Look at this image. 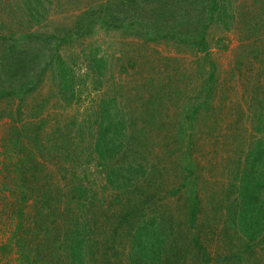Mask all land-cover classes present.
Wrapping results in <instances>:
<instances>
[{
	"label": "rangeland",
	"instance_id": "374dc122",
	"mask_svg": "<svg viewBox=\"0 0 264 264\" xmlns=\"http://www.w3.org/2000/svg\"><path fill=\"white\" fill-rule=\"evenodd\" d=\"M50 1L46 5V19L32 30L40 32L42 43L60 51L61 57L74 68L76 76L85 86L81 85L79 89L81 100H73L68 105L58 90L53 67L46 74L39 93L27 98L20 108L19 104L0 103V155L5 152V147L1 145H4L3 138L7 134L13 138L9 147L14 149L15 139L20 137V140L26 141L28 133L35 136L40 127L46 126L43 145L41 141L39 146L32 148L37 162L31 163L34 170H41L37 173L38 191L36 189L31 193L26 203L17 202L11 192L6 194L5 202L0 198V246L8 243L15 231L18 209L23 207L25 215L35 219L40 211L39 196L47 193L56 205L52 212L55 221L48 212L43 220L49 232L56 233L59 241L65 240L66 232H72L75 224L79 227L89 225L93 236L87 243V253L94 251L93 264H129L126 256L129 244L123 241L122 229H119V238L111 242L114 249L100 252L96 243H103L113 232V223H118L120 213L132 205L140 209L137 220L145 212L148 216L157 215L161 220L173 218L174 224L176 219L184 221L190 195L181 187L184 177L181 168L192 161L198 168V180L193 189L201 207L200 220L197 229L188 231L184 227L177 234L167 226L163 232L170 235L167 250L171 254L174 247L179 252L188 249L192 250L188 255H194L205 245L212 264L218 258L238 252L243 239L242 235L238 238V232L227 217V206H238L239 171L243 169L246 155L260 140L264 142V127H260L261 131L256 130L261 123L264 124V0H232L236 19L231 29H213L209 34L211 62L205 61V55L200 51L183 44L169 40L148 43L125 35L122 30L108 31L99 24L82 39L75 29L80 19L100 7V2L109 0ZM4 2L7 0H0V17H7L8 14L1 11ZM8 2L13 3V0ZM13 20L11 26L17 23L18 17L14 16ZM250 31L252 35L249 38ZM70 37L73 41L76 38V43L61 41ZM218 40L223 41L219 43ZM84 47L86 53H83ZM95 47L101 48L108 58L106 74L99 76L103 84L96 91L92 87L93 69L87 61L90 49ZM212 62L217 77L216 95L211 105L199 109L192 119L191 130L189 125L194 115L189 114L190 105L203 99L202 87L209 68L212 71ZM119 91L124 95L120 97V105L127 119H135L143 127L140 120L148 118L149 112L156 117L154 123L147 125L146 136H141L146 142L143 139L140 144L146 149L140 147L142 151L145 149L143 159L139 155L140 164L146 168V174L134 179L136 182L131 186L135 189L133 192L127 187L120 190L109 186L107 173L97 165L96 155L84 173L82 170L86 167L73 166L76 162L74 150L78 148L75 144L86 142L91 131L96 132V127L81 136L78 128L71 124H81L103 99L119 94ZM45 98L50 102L42 108L40 101ZM10 112H16V119L25 122L23 128L21 124H15L17 129H13L12 121L7 117ZM69 132H72V139L67 141L65 137ZM130 132L131 128L126 129V138L131 136ZM124 148L127 149L126 146ZM73 172L79 173L77 178ZM1 173H5L4 176L7 174L2 164L0 179ZM78 184L87 190L84 199L73 194V188ZM179 189H182L180 193H173ZM34 219L32 223H35ZM192 234L200 236L201 247L190 246ZM181 235L187 237L186 243L177 239ZM44 242V239L39 240L44 248L38 259L32 256L34 264H49V258H43L48 254L46 248L54 250L55 245H59L52 239ZM107 245L101 244L98 248H106ZM12 248L7 253L0 249V264H20L17 245H12ZM254 249L257 264H264V234ZM236 257V254L232 255L230 262L234 263L232 258ZM186 259L183 264H192L190 256Z\"/></svg>",
	"mask_w": 264,
	"mask_h": 264
},
{
	"label": "trees",
	"instance_id": "16d2710c",
	"mask_svg": "<svg viewBox=\"0 0 264 264\" xmlns=\"http://www.w3.org/2000/svg\"><path fill=\"white\" fill-rule=\"evenodd\" d=\"M8 1L4 2L1 7V11L5 15L8 13L7 17H0L3 18L0 19V103L6 102L12 106L19 104L18 108H20L27 98L35 97V94L39 93L44 86L46 74L53 67H55L57 87L64 101L68 105L73 100L80 101L79 89L81 85L85 86L83 81L76 76L74 68L67 65V62L61 57L60 51H55L49 48V44L42 43L40 32L32 30L34 27L40 26L46 19V5L51 1L13 0V3ZM99 5L101 6L78 22L75 29L82 39L89 36L92 32L91 28L99 24L108 31L122 30L125 35L135 36L148 43L169 40L176 44H183L200 51L205 55L204 60L210 62L209 34L212 33L211 30L229 31L236 19L232 0H109L106 3L100 2ZM14 16L18 17V24L11 26ZM251 35L250 31L249 38ZM70 39L72 38L70 37L69 40L63 38L61 41L76 43V38L74 41ZM222 41L218 40L219 43ZM83 50H85L83 53L87 52L86 47ZM256 55L257 52H255ZM87 61L91 64L89 65L92 67L91 70L93 69L92 87L96 91L103 84L99 76L106 74L108 58L101 48L95 47L90 49ZM211 65L213 66L212 71L209 68V75L202 87V92L205 94H203V99L199 100L198 104L190 105L189 114L194 115L189 125L191 130L192 119L197 116L199 109L211 105V101L216 95L217 77L214 62ZM120 97H124L121 91L119 94L116 93L110 98L103 99L97 109L86 113L87 116L81 124H71L78 128L81 136L87 130H94L93 128L96 127V132L91 131L86 142L75 144L78 148L74 150L76 162L73 166L86 167L82 170L84 173L89 168L92 157L96 155L98 157L97 165H100L107 173L106 180L109 186L112 185L115 189L120 190L127 187L130 192H133L135 189H132L131 186L133 182H136L134 179L146 174V168L140 164L141 157L139 156L141 155L143 159L146 147L140 142L145 140L143 137L148 133L147 125L154 123L156 117L152 112H149L148 118L142 117L143 120H140L143 124L141 127L137 120L127 119L120 105ZM49 102L45 98L40 101V105L44 108ZM16 114V112H10L7 116L12 121L14 130L17 129L15 124L18 126L21 124L22 128L25 126L23 120L16 119ZM261 121L260 116L259 122ZM261 126L264 127V124L261 123L259 129L256 130L261 131ZM128 128H131L132 132H130L131 136L126 138L125 132ZM45 130L46 126H42L36 131L35 136L28 133L26 139L29 141L20 140L18 137L15 142L13 141L14 149L9 147L13 138L11 139L8 134L3 138L5 143L1 146L5 147V152L0 155V164L4 166V171H7V174L4 176L5 173H1L0 198L4 202L6 194L10 192L16 201H21V203H26L31 198V193L36 192L39 181L37 173L41 170H34L35 167L32 163L37 162V159L32 148L39 146L41 141V145H43ZM65 138L67 141L71 140L72 132H69ZM68 143L71 144V142ZM180 145L182 146V143ZM125 146L127 149L124 148ZM141 146L145 148L143 151ZM52 151L54 152V150ZM51 155L49 154V156ZM245 159L243 169L239 171L241 172L239 178L241 184L238 186L240 195L238 206H233V208L227 206L229 211L227 217L238 232V238L242 235V245L239 251L234 253L237 255L236 258H232L234 263L230 262L231 256L234 255L231 254L218 258L215 264H257L254 247L264 234V198L262 199L261 196L264 191V142L260 140ZM83 161L85 165H83ZM197 169L192 161H188V164L182 165L181 168V172L184 173L182 174L184 177H182L181 187L188 190L190 195L187 198L188 206L184 221L176 219V224H174L173 218L161 220L157 215L148 216L145 212L137 220L136 216L140 209L137 208V205L135 207L132 205L122 214L120 213L118 223H113V226L115 225L113 232L101 243L108 244L107 247L98 248L101 244L97 242L96 249L100 252H106L105 250L108 248L114 249L113 243L116 241L115 239L119 238L117 237L119 229H122L124 231L123 241L126 240L129 244V254H126L129 264H183L186 262L187 256H190L192 264H198L201 261L204 264H212L207 247L205 245L201 247L200 236L192 234L189 242L191 247L200 246L202 248L200 252L188 255L192 250L181 249L182 251L179 252L176 247L174 249L172 247L173 250L170 254L167 250L170 235L163 233L167 226L176 231V234L179 229L184 227L188 231L197 229L201 213L200 204L195 196L196 191L193 189L198 180ZM78 174L73 172L76 178ZM46 176L53 178L52 175ZM181 191L182 189H179L178 192L173 193ZM73 194L84 199L88 193L82 184H78L73 188ZM39 197L41 198L39 199L40 211L36 214L35 219L25 215L23 207L18 209L15 214L17 217L15 231L9 242L0 246L1 251L3 253L11 252L12 245L16 244L20 252V264H34L32 256L38 259L39 256H42L44 248L43 243L39 244V240L44 239V243H47L52 239L55 244L57 242L59 245H55L54 250L46 248L48 254L43 258L48 257L49 264H93L94 251L91 250L89 254L87 253V243L93 236L89 225L79 227L78 224H75L72 232H66L65 240L59 241L56 233L54 235L53 232H49L48 226L44 223L45 219L43 220L51 213L49 216L55 221V216H52L54 215L52 212L56 208L53 198L47 193H42ZM33 219L35 223H32ZM177 239L186 243L187 237L181 235ZM111 242L113 243L111 244Z\"/></svg>",
	"mask_w": 264,
	"mask_h": 264
}]
</instances>
